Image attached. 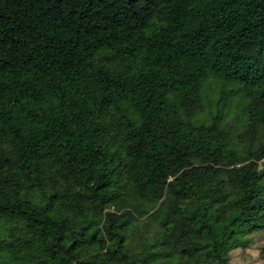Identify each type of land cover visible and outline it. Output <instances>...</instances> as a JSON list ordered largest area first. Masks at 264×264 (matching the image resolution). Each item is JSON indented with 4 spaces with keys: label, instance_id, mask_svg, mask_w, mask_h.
<instances>
[{
    "label": "trees",
    "instance_id": "obj_1",
    "mask_svg": "<svg viewBox=\"0 0 264 264\" xmlns=\"http://www.w3.org/2000/svg\"><path fill=\"white\" fill-rule=\"evenodd\" d=\"M264 231V0H0V264H230Z\"/></svg>",
    "mask_w": 264,
    "mask_h": 264
},
{
    "label": "rangeland",
    "instance_id": "obj_2",
    "mask_svg": "<svg viewBox=\"0 0 264 264\" xmlns=\"http://www.w3.org/2000/svg\"><path fill=\"white\" fill-rule=\"evenodd\" d=\"M230 264H264V231L253 236L248 250H237L231 254Z\"/></svg>",
    "mask_w": 264,
    "mask_h": 264
}]
</instances>
